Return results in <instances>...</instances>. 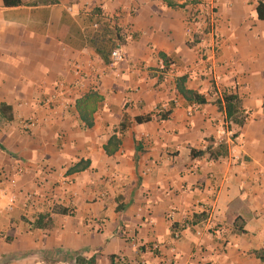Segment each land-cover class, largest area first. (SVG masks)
<instances>
[{
  "label": "crops",
  "instance_id": "0c3cea01",
  "mask_svg": "<svg viewBox=\"0 0 264 264\" xmlns=\"http://www.w3.org/2000/svg\"><path fill=\"white\" fill-rule=\"evenodd\" d=\"M190 1L0 0V104L14 115L0 121V264H264V0L220 2L215 82L189 32ZM102 15L118 25L95 30ZM120 30L133 38H121L123 60L113 63ZM161 55L176 67L163 71ZM183 76L207 104L178 93ZM60 83L76 101L49 109ZM225 92L242 102L241 127L228 129L215 103ZM91 93L102 101L88 126L76 105ZM223 142L224 158L192 155ZM170 212L184 227L177 242ZM39 215L52 224L30 229Z\"/></svg>",
  "mask_w": 264,
  "mask_h": 264
},
{
  "label": "built area",
  "instance_id": "2783aa9c",
  "mask_svg": "<svg viewBox=\"0 0 264 264\" xmlns=\"http://www.w3.org/2000/svg\"><path fill=\"white\" fill-rule=\"evenodd\" d=\"M221 1L222 0H191L188 5L187 23L188 26L191 27H189V32L200 35L197 37L200 45L199 61L200 63L205 64L208 67V72L206 74L212 77L213 82H215L214 72L216 67L218 66L219 54L223 46V39L218 28L219 17L217 14V9ZM117 25L118 24L114 16L102 15L94 22L93 28L97 31L102 32L104 28L112 27L113 29V27ZM194 30L196 31V33ZM119 35L120 37L111 52L113 63H118L119 61L123 60L121 38H133L132 32L130 30H120ZM161 64L163 66V69H165L164 61H161ZM175 67V63L171 62L167 69L171 70ZM73 72L77 76L82 75L81 68L77 64L73 65ZM73 88V86L66 85L64 83H60L59 85H57L55 92L46 100V104L49 109L58 107H71L76 101V99H74L73 97ZM174 102L176 103L177 100H175ZM168 111L170 110L157 109L156 114L162 116ZM31 124H33V121L31 122ZM226 125L231 127L233 125V122L228 121ZM4 177V171L0 168V184L3 182ZM104 196L105 194L102 195V197ZM26 197L28 201H32L35 199L36 194L29 193ZM175 217V212H170L167 216V220L171 224V228L173 229V241L177 242L182 236L184 227H176Z\"/></svg>",
  "mask_w": 264,
  "mask_h": 264
},
{
  "label": "trees",
  "instance_id": "16d2710c",
  "mask_svg": "<svg viewBox=\"0 0 264 264\" xmlns=\"http://www.w3.org/2000/svg\"><path fill=\"white\" fill-rule=\"evenodd\" d=\"M3 4L5 7L12 8L18 7L22 4V0H3ZM257 16L259 19L264 20V3L259 2L257 7ZM119 34V33H118ZM161 58L164 61L165 69L169 67L171 61L168 57L161 55ZM188 80V76H183L177 79V91L178 93L188 102L191 104H207L209 100L202 94L198 93L197 91L190 90L186 87V82ZM102 99L97 93H91L90 95H86L83 99H80L77 102V112L79 114V118L82 122H85L86 125H92V115L97 108L96 105L101 102ZM215 103L218 105L219 109L223 110L226 113V123L228 121H232L233 124L238 126H243L246 122L247 116L245 115L242 102L239 96L235 93H228L225 92L221 97H219ZM94 104L95 106H92ZM171 114V111L163 114L161 116L162 119H167ZM153 115L148 116H139L134 119L135 123L142 124L145 122L151 121ZM14 119L13 115V108L5 103L0 104V121L4 120L6 122H11ZM128 127V123L126 119L123 120L120 124V131L121 133L124 132ZM230 129V126H227ZM237 135L233 136V140L236 138ZM113 142V141H112ZM111 142V143H112ZM115 145L118 142H114ZM108 154H111L112 151L107 148ZM206 154H209L212 160H219L220 158H224L229 154V145L225 142L221 143L218 147L212 148V146H208L205 151H195L192 150V155L194 157H201ZM52 212L54 214H67L69 210L62 206L55 205L52 208ZM52 224V219L49 215H39L34 221H29V228L30 229H46ZM112 264H122L121 259L119 257H111ZM77 264H99L95 257L92 258H85V257H77L76 259Z\"/></svg>",
  "mask_w": 264,
  "mask_h": 264
}]
</instances>
